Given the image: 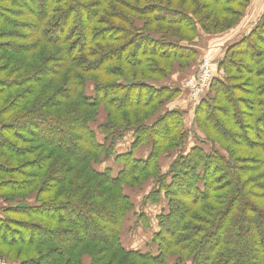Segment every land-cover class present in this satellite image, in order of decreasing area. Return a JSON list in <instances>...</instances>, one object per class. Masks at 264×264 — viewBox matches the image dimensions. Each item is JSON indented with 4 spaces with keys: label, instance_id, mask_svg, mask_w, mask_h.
Wrapping results in <instances>:
<instances>
[{
    "label": "trees",
    "instance_id": "16d2710c",
    "mask_svg": "<svg viewBox=\"0 0 264 264\" xmlns=\"http://www.w3.org/2000/svg\"><path fill=\"white\" fill-rule=\"evenodd\" d=\"M249 3L0 0V174L19 176L0 180V247L17 264H264V15L213 69L202 137L186 150L183 113H161L199 35L231 30ZM109 160L115 173L96 168ZM149 183L154 249H128L127 189Z\"/></svg>",
    "mask_w": 264,
    "mask_h": 264
},
{
    "label": "crops",
    "instance_id": "0c3cea01",
    "mask_svg": "<svg viewBox=\"0 0 264 264\" xmlns=\"http://www.w3.org/2000/svg\"><path fill=\"white\" fill-rule=\"evenodd\" d=\"M262 15H264V0H250L245 16L231 30L219 35H205L201 33L195 45V48L198 51L196 60L187 69L182 71L174 70L169 79L166 81L167 84L179 88L180 93L176 98L169 101L162 107L161 113L164 111H179L183 113L184 128L188 131V143L191 142L189 136L193 135V139L196 134L194 133L195 129L193 123L194 111L197 103L189 99L188 92L186 93L188 90H184V88H186L184 83L195 75L201 60H209L213 64L212 69L214 68L213 66L217 67L226 48L246 35L255 26L256 22ZM146 154V147H140L135 152V156L140 158H144ZM168 156L169 157H162L159 161L162 172L167 169L168 165L173 160L174 153ZM149 184H146L145 186L147 187Z\"/></svg>",
    "mask_w": 264,
    "mask_h": 264
},
{
    "label": "rangeland",
    "instance_id": "374dc122",
    "mask_svg": "<svg viewBox=\"0 0 264 264\" xmlns=\"http://www.w3.org/2000/svg\"><path fill=\"white\" fill-rule=\"evenodd\" d=\"M212 9H214L213 11L218 12L215 8H212ZM215 35H219V34H215ZM28 59L30 60L31 58H28ZM202 61L203 60H201L199 62V65L197 67V70H196L194 77L196 76V74L199 70V66L202 63ZM208 62L211 65V69H212L213 64L209 60H208ZM28 66H30V64H28ZM31 66H32V63H31ZM213 67H214L213 69L215 71L216 66H213ZM213 69H212V72H213ZM218 76H219V78H221L223 80L224 77H223L222 72L218 73ZM194 77L191 79H188L184 83V85L186 86L187 82H190V81L192 82ZM212 77H213V75H212ZM146 82L150 83L151 85H155L157 87H158V85L162 84L161 82L153 83L152 80H147ZM89 89L90 88H88V93L90 92ZM187 92L189 93V90ZM188 96H189V94H188ZM237 96H240L239 92L237 93ZM240 97H243V94ZM197 105H198V103H197ZM105 115H106V113L104 111V108L100 107L98 110L97 120L94 124L91 125V128L95 131V133L97 135V139L99 141L102 140V136L97 131L96 126L99 123L103 122L104 118H102V117H105ZM216 116L218 117L219 113H216ZM194 129H195L194 133H196L195 135H197V137H199V136L202 137V134L197 131L195 124H194ZM192 136H189V139H191V142H189L187 144V147L185 145L186 150L189 148L188 146L192 145L191 143H195V139H192ZM211 136L217 137L216 135H212V134H211ZM206 146L209 147L210 144H207ZM127 147H128V141H125L124 146H121V147L119 146L117 148V150H123V149H126ZM175 155H176V153L174 154V157H175ZM20 163H21V161L20 162L16 161L15 163L12 164V166L19 165ZM107 165H110L112 172L115 173L118 166L114 165L111 160H109V162H107V163L101 164L100 166H96V168L97 169H103ZM2 179H19V176H17L16 174H13V173L0 174V180H2ZM1 184L2 183H0V185ZM151 188H152V185L149 184V185H147V187L143 186L140 189H127V193L129 195L130 201L134 205V210L127 217V220L124 224V228H123V231L121 232L120 238H121L122 244L128 249H136V248L144 249L146 247L148 249H154L153 246L149 243V241H150V237H151L150 236L151 232L155 229V226H156L155 215L159 212L160 206L158 207L157 205H152L148 201H145V198L148 195V193L150 192ZM34 189H36V188H34ZM34 195H35L34 193H30V192L27 193L24 196L25 203L31 204L34 201L33 200ZM2 196L6 197L5 195L0 194V197H2ZM14 200H16V199H14ZM15 203H16V201L14 203H12L11 206L14 205ZM0 207H1V205H0ZM146 217H147V221H146ZM144 218H145V221H144ZM16 250H17V248L16 249L15 248L9 249L7 247L6 248L0 247V258L6 260L10 264H17V262L15 261L16 260L15 258H18V259L24 258L23 257L24 255L18 257ZM82 260H83L84 264L87 263L86 258H83Z\"/></svg>",
    "mask_w": 264,
    "mask_h": 264
},
{
    "label": "built area",
    "instance_id": "2783aa9c",
    "mask_svg": "<svg viewBox=\"0 0 264 264\" xmlns=\"http://www.w3.org/2000/svg\"><path fill=\"white\" fill-rule=\"evenodd\" d=\"M212 69L208 60H203L199 66V70L192 80L187 82L186 87L189 90V99L193 102L198 103L205 95L208 89L209 83L212 79ZM0 264H10L6 260L0 258Z\"/></svg>",
    "mask_w": 264,
    "mask_h": 264
}]
</instances>
